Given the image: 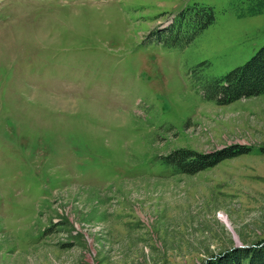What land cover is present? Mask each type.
Segmentation results:
<instances>
[{
	"label": "rangeland",
	"instance_id": "obj_1",
	"mask_svg": "<svg viewBox=\"0 0 264 264\" xmlns=\"http://www.w3.org/2000/svg\"><path fill=\"white\" fill-rule=\"evenodd\" d=\"M195 5L214 21L190 42L148 37ZM263 45L264 0H0V264H201L263 240L264 94L200 91ZM233 146L193 175L158 160Z\"/></svg>",
	"mask_w": 264,
	"mask_h": 264
},
{
	"label": "trees",
	"instance_id": "obj_2",
	"mask_svg": "<svg viewBox=\"0 0 264 264\" xmlns=\"http://www.w3.org/2000/svg\"><path fill=\"white\" fill-rule=\"evenodd\" d=\"M214 21L210 8L193 6L177 13L167 27L156 28L148 37L156 38L162 45L172 46V35L187 33V44L192 38L209 27ZM163 35V36H161ZM174 44V42H173ZM201 68L207 67L202 64ZM197 74L198 70L193 71ZM196 78V85L200 84ZM200 91L206 101L217 106H226L241 99L264 94V45L243 65L234 68L223 77H210L200 84ZM249 150L242 146H233L209 155H199L188 150H179L159 157L161 164L171 169L173 174L193 175L212 168L224 160L232 159ZM201 264H264V239L245 248H230L217 255L210 256Z\"/></svg>",
	"mask_w": 264,
	"mask_h": 264
}]
</instances>
